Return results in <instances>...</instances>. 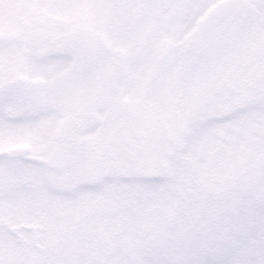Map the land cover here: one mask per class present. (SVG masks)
<instances>
[{"label":"snow or ice","instance_id":"6c2138e0","mask_svg":"<svg viewBox=\"0 0 264 264\" xmlns=\"http://www.w3.org/2000/svg\"><path fill=\"white\" fill-rule=\"evenodd\" d=\"M0 264H264V0H0Z\"/></svg>","mask_w":264,"mask_h":264}]
</instances>
